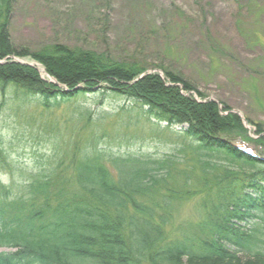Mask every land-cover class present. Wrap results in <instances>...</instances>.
<instances>
[{
    "label": "trees",
    "instance_id": "trees-1",
    "mask_svg": "<svg viewBox=\"0 0 264 264\" xmlns=\"http://www.w3.org/2000/svg\"><path fill=\"white\" fill-rule=\"evenodd\" d=\"M18 1L0 0V109L49 111L88 98L97 108L77 112L82 132L115 97L127 104L122 112L136 110L197 146L200 175L167 187L175 160L116 153L103 136L64 143L55 128L51 161L21 183V195L10 196L0 179V248L8 250L0 264H264V124L172 70L150 75V66L67 43L16 47L10 25ZM245 120L261 135L257 142ZM14 166L0 140V173L12 175ZM199 193L194 219L175 224V203Z\"/></svg>",
    "mask_w": 264,
    "mask_h": 264
},
{
    "label": "rangeland",
    "instance_id": "rangeland-1",
    "mask_svg": "<svg viewBox=\"0 0 264 264\" xmlns=\"http://www.w3.org/2000/svg\"><path fill=\"white\" fill-rule=\"evenodd\" d=\"M10 35L16 47L35 50L67 43L150 66V75L163 78L159 68L181 73L206 97L228 105L243 119L264 124V0H19ZM19 62L36 66L47 78L40 65ZM123 107L127 104L121 99H106L99 120L79 132L86 123L75 124L77 112L97 108L88 98L49 111L29 105L16 112L3 106L0 140L15 166L12 175L2 171L0 179L10 196L21 195V183L51 161L55 128L64 143L80 138L85 146L94 136H103L113 152L175 160L167 187L178 189L185 175H200L192 149L197 146L136 110L122 112ZM243 125L251 140L261 138L255 126L246 120ZM192 177L188 182H194ZM160 191L166 194L163 187ZM201 196L176 202L173 222L192 221Z\"/></svg>",
    "mask_w": 264,
    "mask_h": 264
},
{
    "label": "water",
    "instance_id": "water-1",
    "mask_svg": "<svg viewBox=\"0 0 264 264\" xmlns=\"http://www.w3.org/2000/svg\"><path fill=\"white\" fill-rule=\"evenodd\" d=\"M40 71V70H39Z\"/></svg>",
    "mask_w": 264,
    "mask_h": 264
}]
</instances>
